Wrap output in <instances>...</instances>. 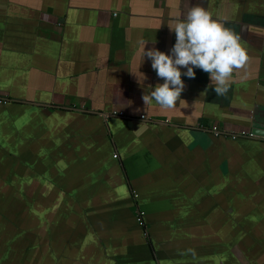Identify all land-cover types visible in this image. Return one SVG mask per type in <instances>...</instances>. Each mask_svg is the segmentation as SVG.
<instances>
[{
  "label": "crops",
  "instance_id": "0c3cea01",
  "mask_svg": "<svg viewBox=\"0 0 264 264\" xmlns=\"http://www.w3.org/2000/svg\"><path fill=\"white\" fill-rule=\"evenodd\" d=\"M197 5L246 66L226 96L197 68L175 109L145 105L164 80L141 41L171 55ZM254 129L264 0H0V264H264Z\"/></svg>",
  "mask_w": 264,
  "mask_h": 264
},
{
  "label": "clouds",
  "instance_id": "9594fccd",
  "mask_svg": "<svg viewBox=\"0 0 264 264\" xmlns=\"http://www.w3.org/2000/svg\"><path fill=\"white\" fill-rule=\"evenodd\" d=\"M169 27L176 35L171 55L155 48L146 52L147 43L141 41L142 59H150L153 70L164 80L150 93L145 92L142 97L144 104L149 106L155 101L161 109H175L185 88L182 75L195 78L197 68L210 75L209 87L216 95L226 96L233 72L244 68L248 62L240 36L198 5L192 7L182 19L171 21ZM181 67L187 71L182 73Z\"/></svg>",
  "mask_w": 264,
  "mask_h": 264
},
{
  "label": "built area",
  "instance_id": "2783aa9c",
  "mask_svg": "<svg viewBox=\"0 0 264 264\" xmlns=\"http://www.w3.org/2000/svg\"><path fill=\"white\" fill-rule=\"evenodd\" d=\"M124 116H125V115H124L123 112H119V113H118V112H114V113H112L111 115H106L105 118H106V120H108L109 118H112V117H124ZM141 119H142L143 121H145V120H147V117H146L145 115H143V116L141 117ZM213 132L215 133V135H216L217 137H221V132H220V130H219L218 128H214V131H213ZM245 135H247V134L244 133L243 136H245ZM231 139L236 140V139H237V136H232ZM117 157H118V156L115 155V158H117ZM138 220H139V222H141V223L144 222V213L141 212V211H139V214H138Z\"/></svg>",
  "mask_w": 264,
  "mask_h": 264
},
{
  "label": "water",
  "instance_id": "95a60500",
  "mask_svg": "<svg viewBox=\"0 0 264 264\" xmlns=\"http://www.w3.org/2000/svg\"><path fill=\"white\" fill-rule=\"evenodd\" d=\"M252 138H264V131L254 129L251 134Z\"/></svg>",
  "mask_w": 264,
  "mask_h": 264
}]
</instances>
